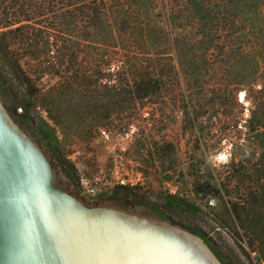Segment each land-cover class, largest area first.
<instances>
[{
  "label": "rangeland",
  "instance_id": "obj_1",
  "mask_svg": "<svg viewBox=\"0 0 264 264\" xmlns=\"http://www.w3.org/2000/svg\"><path fill=\"white\" fill-rule=\"evenodd\" d=\"M88 7L0 0V264H264V0Z\"/></svg>",
  "mask_w": 264,
  "mask_h": 264
},
{
  "label": "trees",
  "instance_id": "obj_2",
  "mask_svg": "<svg viewBox=\"0 0 264 264\" xmlns=\"http://www.w3.org/2000/svg\"><path fill=\"white\" fill-rule=\"evenodd\" d=\"M58 2H60L61 4H63V1H65V0H57ZM72 1H76V3L78 4V2L80 3V1L81 0H71V2ZM84 1H88V8L86 9L87 11H86V13H85V17L87 18V20H91V21H94V20H96V19H101L102 17L103 18H106L107 17V10H106V7H104V6H106V4H108V2H111L112 0H84ZM53 1L52 2H48L47 3V5H48V7L50 6V5H53ZM100 4H101V8L99 7L100 6ZM44 6V5H43ZM92 6H93V8H92ZM96 6V7H95ZM47 7V8H48ZM53 7V6H52ZM91 8V9H90ZM40 9V8H39ZM38 9V10H39ZM43 9V8H42ZM49 9H50V7H49ZM48 10V9H47ZM39 12V11H38ZM53 13H55V12H53ZM37 14H39V13H37ZM82 14H83V11H82ZM7 16H8V14L6 13V19H7ZM39 16V15H38ZM1 18V17H0ZM4 18V19H5ZM22 18L23 19H26L27 18V16H25V15H23L22 16ZM2 19H0V22H2L1 21ZM5 24H7V23H5ZM2 25V23H0V30L4 27V28H6L7 27V25H3V26H1ZM0 35H5V33H1ZM18 66V68L20 69V66L19 65H17ZM21 70V69H20ZM148 91V88H147V85L146 84H144L142 81L141 82H139L133 89H132V95L133 96H137V97H143L145 94H146V92ZM21 109H22V112L23 113H26V112H28V108L26 107V106H24V105H20L19 106ZM123 188V187H122ZM233 210H234V207H233Z\"/></svg>",
  "mask_w": 264,
  "mask_h": 264
}]
</instances>
